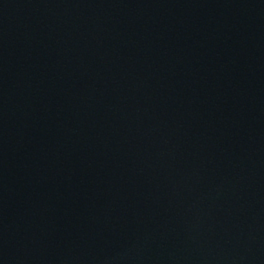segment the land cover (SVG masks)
Returning a JSON list of instances; mask_svg holds the SVG:
<instances>
[{"label":"water","instance_id":"water-1","mask_svg":"<svg viewBox=\"0 0 264 264\" xmlns=\"http://www.w3.org/2000/svg\"><path fill=\"white\" fill-rule=\"evenodd\" d=\"M0 264H264V0H0Z\"/></svg>","mask_w":264,"mask_h":264}]
</instances>
